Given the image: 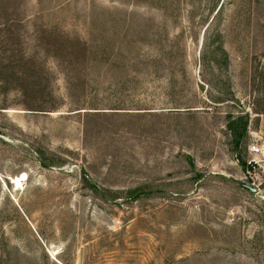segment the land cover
I'll use <instances>...</instances> for the list:
<instances>
[{
	"label": "rangeland",
	"instance_id": "1",
	"mask_svg": "<svg viewBox=\"0 0 264 264\" xmlns=\"http://www.w3.org/2000/svg\"><path fill=\"white\" fill-rule=\"evenodd\" d=\"M261 113L264 0H0V264H264Z\"/></svg>",
	"mask_w": 264,
	"mask_h": 264
},
{
	"label": "built area",
	"instance_id": "2",
	"mask_svg": "<svg viewBox=\"0 0 264 264\" xmlns=\"http://www.w3.org/2000/svg\"><path fill=\"white\" fill-rule=\"evenodd\" d=\"M248 159L245 161V179L251 186L257 187L261 183V176L264 177V152L262 146L256 143L247 145Z\"/></svg>",
	"mask_w": 264,
	"mask_h": 264
},
{
	"label": "trees",
	"instance_id": "3",
	"mask_svg": "<svg viewBox=\"0 0 264 264\" xmlns=\"http://www.w3.org/2000/svg\"><path fill=\"white\" fill-rule=\"evenodd\" d=\"M247 126L248 119L244 117H236L228 122V128L233 135L235 149H238V147L241 145L242 140L246 137ZM238 162L243 169L246 168L245 161H241L238 159Z\"/></svg>",
	"mask_w": 264,
	"mask_h": 264
},
{
	"label": "crops",
	"instance_id": "4",
	"mask_svg": "<svg viewBox=\"0 0 264 264\" xmlns=\"http://www.w3.org/2000/svg\"><path fill=\"white\" fill-rule=\"evenodd\" d=\"M256 118V127L252 128L250 126L248 129V139L251 140L253 138V141L249 143H256L262 146L264 152V113L257 115Z\"/></svg>",
	"mask_w": 264,
	"mask_h": 264
},
{
	"label": "water",
	"instance_id": "5",
	"mask_svg": "<svg viewBox=\"0 0 264 264\" xmlns=\"http://www.w3.org/2000/svg\"><path fill=\"white\" fill-rule=\"evenodd\" d=\"M246 188L249 189V190L252 191V192H255V193L257 192V190H256L255 187H251V186H248V185H247Z\"/></svg>",
	"mask_w": 264,
	"mask_h": 264
}]
</instances>
